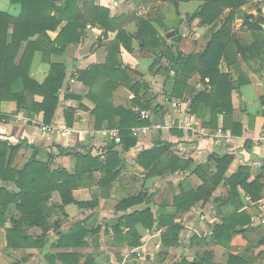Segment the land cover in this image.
Masks as SVG:
<instances>
[{
    "label": "crops",
    "instance_id": "obj_1",
    "mask_svg": "<svg viewBox=\"0 0 264 264\" xmlns=\"http://www.w3.org/2000/svg\"><path fill=\"white\" fill-rule=\"evenodd\" d=\"M91 2L110 10L112 21L108 24L112 29L100 28L87 20L81 40L55 52L53 48L58 45L53 42L67 25V21H63L56 30L47 32L48 37H44L34 51L29 66L33 81L44 84L58 69L53 66L59 65L66 74L50 123L44 121L41 105L45 97L41 94L29 95L27 104L22 107L16 99L0 103V115L5 117L0 120V141L9 146L10 151L4 161L18 172L36 161L57 173L55 183H48L42 177L37 191H31L25 202L36 215L42 216L43 222L42 226L25 228V232L34 238L44 236L43 247L7 249L6 230L13 227L12 220L22 216L23 202L17 198L9 204L5 214H0V264H67L49 258L52 253L78 254L81 259L77 264H85L88 256L96 264H175L183 258L199 259L206 253H211L212 259L220 263H225L234 253L249 264H263L264 245L259 242L264 238V225L261 224L264 188L261 198L253 201L242 186H238L239 197L232 201L226 178L239 168L249 166L250 181L257 178L264 185V140L259 141L264 133V50H246L247 61L238 54L240 72L249 82L233 91V112L219 114L217 126L208 127L211 109L205 101L196 105L195 98L199 92H212L209 79L203 80L200 73L192 75L188 86L194 92L183 91L180 98L168 100L164 92L167 61H156L154 55L166 45L175 46L177 39L178 48L184 55L204 51L211 37V27L202 25L200 18H193L204 1L179 0L176 4L168 0H88ZM12 5L8 9L0 8V11L20 15L21 6ZM247 5L253 6L248 10ZM80 8L82 14L90 16L89 5L84 0H81ZM243 9L262 18L264 0H249ZM228 12L229 9H225L221 17ZM141 18L150 21L158 31L162 46L143 50L140 42L133 38L131 49H128L118 40L120 29L133 36ZM221 25L220 22L217 29ZM171 31L175 34L168 37ZM232 31L241 44L254 42L253 32L248 25H243V19H236ZM147 40H153L151 35ZM114 44L117 57L122 67L128 68L133 84L144 81L156 98L155 105L162 106L163 110L154 114L151 109H141L134 104L135 94L121 84L113 93L110 110L124 108L137 114L141 110L151 111V117L145 120L149 122L145 126H149L150 131L136 137L137 144L128 150L116 142L115 149L109 151L108 147L115 143L110 139V133L120 132L117 126L110 128L109 124L118 125L122 118L113 115L111 121L105 119L102 128L97 129L93 114L96 104L89 98V87L79 77L81 72L105 64L109 48ZM25 47L26 43H23L18 62ZM59 71L62 72L60 68ZM221 71L230 72L226 60L222 61ZM75 73V82L71 83L70 78ZM231 73L234 81L237 80L238 71L231 70ZM111 77L104 75L99 82ZM12 90L19 94L24 92L21 78L12 84ZM68 119L72 121L71 125ZM219 128L224 129L226 138L218 145L211 134ZM111 152L118 153L120 163V168L112 171H119L115 178L109 175L106 166ZM224 156H232V161L226 173L212 183L215 189L210 199L179 203L184 192L201 189L203 179L199 173L208 178L218 174L219 160ZM33 174L38 176L39 172L34 171L32 177ZM69 176L75 178L70 180ZM5 177L7 181L0 179V188L20 193L17 177L12 174H5ZM30 181L23 186L30 188L33 185ZM64 182H68L65 196L54 187L62 186ZM239 203L242 207L236 211ZM147 211L153 215L154 223L147 217ZM236 212L247 213L251 222L245 226L236 225L237 231L229 246L216 243L213 240L216 226ZM134 214H139L137 220L123 219ZM164 220L167 223L159 227V222ZM171 222L180 227L178 242L167 247L162 236ZM79 224L80 229L89 234L83 239V247H54L62 234L79 231Z\"/></svg>",
    "mask_w": 264,
    "mask_h": 264
},
{
    "label": "trees",
    "instance_id": "obj_2",
    "mask_svg": "<svg viewBox=\"0 0 264 264\" xmlns=\"http://www.w3.org/2000/svg\"><path fill=\"white\" fill-rule=\"evenodd\" d=\"M12 4H18L21 6V13L18 16H12L7 12L0 11V103L6 100L16 99L19 106L27 104L29 95L36 93L45 97L44 102L41 105V109L44 111V121L50 123L54 117L56 106L58 104V92L62 88L65 81V71L61 67L53 66L56 69L54 74H51L44 84H38L30 78L29 66L32 62L35 49L42 43L44 37H48L47 32L49 30H56L58 26L67 21V25L62 29L58 37L54 40L53 45H58L57 48H53L55 52H59L64 49L69 43L80 41L83 35V31L86 28L87 20L92 24L105 28L106 30L112 29L108 24L112 20L110 19V10L104 6L95 5L92 2L88 3V0H84L86 5H89L90 13L89 17L82 14L80 8V0H10ZM167 1V0H164ZM178 3L179 0H168ZM204 5L193 16V18H200L202 25L210 26L211 37L203 52L196 54L191 53L184 55L178 48L179 40H176L175 46L166 45L160 53L154 54L156 61L166 60L167 82L165 84V95L168 100L180 98L183 91L194 92L189 90L188 80L192 75L200 73L203 80L209 79V84L213 90L210 94L206 92H199L196 99V105L201 101H205L211 109L212 118L208 127H216L219 114H231L232 108V93L234 90H239L240 86L249 82V79L245 77V74L240 72L239 65L237 63V56L240 53L244 60H249L246 55V50H264V17L257 18L253 14H249L243 9V6L249 3V0H202ZM229 9V12L224 15V10ZM237 18L243 19V25H248L249 30L253 32L254 42L251 45H243L240 43L239 37L233 33L232 26ZM222 25L219 29L218 23ZM81 29L79 32L78 30ZM151 35L153 40H147ZM34 37H39L34 39ZM124 37L128 43L124 41ZM119 41H122L128 49H131L133 38H136L140 42V47L143 50L151 49L154 47L162 46L161 40L158 38V31L152 26L150 21L144 18L139 19L138 31L132 36L126 34L124 29H120L118 36ZM176 39V37H174ZM164 40V38H163ZM165 43V41H163ZM23 43H26L23 55L18 62V55L22 48ZM37 43H39L37 45ZM116 44L109 48V55L107 62L103 65L93 66L90 69L81 72L79 79L86 84L90 91L88 93L89 98L95 102L96 107L93 114L96 119L95 127L97 129L102 128L103 121L105 119L112 120V116H120L122 121L118 125L109 124L110 128L117 126L120 130L121 144L124 150H128L137 144V138L132 135V128L138 126L148 125L149 122L140 118L139 114L126 110L124 108H117L110 110L111 102L113 100L114 91L124 84L130 88L135 94L134 104L141 109H151L154 114L163 110L162 106L155 105V96L150 93V87L142 80L133 84L131 76L128 74V68L122 67V62L117 57ZM61 49V50H60ZM226 60L230 68V72L223 73L221 71L222 61ZM60 70L63 72H60ZM231 70L238 71L239 77L234 81ZM58 72V73H57ZM57 73V74H56ZM111 75L112 77L103 83L99 82V79L104 75ZM140 75V74H136ZM22 79L24 82L25 90L23 93H14L12 90V84L17 79ZM30 93V94H29ZM75 98V97H74ZM113 112V113H112ZM5 118L0 115V120ZM73 118V114H72ZM69 125L72 121L68 119ZM239 125L235 124L237 128ZM236 130V129H235ZM234 130V131H235ZM118 143L111 144L108 149L113 151ZM9 146L0 141V179L6 180L5 174H12L16 176L17 183L21 187V192L14 194L7 188H0V214H5L9 204L18 199H21L23 204L22 216L19 219L12 220L13 227L6 230L7 249L9 248H27L36 247L42 248L44 236L28 235L25 232V228H31L35 225L42 226V216L36 215L32 208L29 207L27 198L31 191H37V185L41 184L42 177L45 178L48 183H55L57 173L50 172L46 167L41 166L39 162L31 161L23 170L16 171L10 167V164L5 162V157L9 153ZM151 152V151H150ZM149 154V153H148ZM118 153H109V158L106 163L108 166L109 175H113L115 178L119 171L112 172L113 169L120 168L118 161ZM117 159V162H115ZM113 161L116 163L113 165ZM232 161V156H224L219 160V172L216 176L207 177L201 174L203 179V186L198 191L184 192L180 197L179 203H185L187 200L198 201L200 199L208 200L212 195L215 188L211 185L218 178L225 174L229 163ZM39 170V171H36ZM39 172V175L33 174V172ZM42 172H45L44 175ZM68 178V175H67ZM75 178V177H74ZM69 176L70 180H73ZM223 179V177H222ZM221 179V180H222ZM250 168L249 166L241 167L238 171L226 178L229 185V192L232 201H235L239 197L238 186H242L244 191L252 197L253 201H258L262 196V190L264 185L261 184L259 179L255 178L250 181ZM33 183L30 188H27L25 183L27 181ZM65 184L54 185L60 192H63L65 196V189H67L68 182ZM27 185V184H26ZM65 201V200H64ZM68 202V200H67ZM181 207V204H179ZM190 206V205H189ZM188 206V207H189ZM242 207V203H239L235 209L236 211ZM36 215V218H32ZM139 214L131 215L123 219L134 220L138 218ZM147 217L154 223L153 215L150 211H147ZM45 222V221H44ZM251 219L245 212H236L225 218L222 224L217 225L215 228L213 240L217 243L229 246L233 238V234L237 231L236 225L245 226L250 223ZM167 222L160 221L159 227H162ZM81 225H78L79 231L69 234H62L61 237L54 244V247H65L67 245H73L71 247H83L85 242L83 239L89 235L86 231L83 232L80 229ZM178 225L170 224L169 229L163 234L162 239L164 245L167 247L178 242ZM264 245V238L259 242ZM49 258L54 260L60 259L67 264H77L81 256L78 254H50ZM85 264H96L95 260L88 256ZM175 264H249V261L239 256L238 254H231L225 263L216 262L212 259L211 253H206L201 258H194L188 260L183 258Z\"/></svg>",
    "mask_w": 264,
    "mask_h": 264
},
{
    "label": "built area",
    "instance_id": "obj_3",
    "mask_svg": "<svg viewBox=\"0 0 264 264\" xmlns=\"http://www.w3.org/2000/svg\"><path fill=\"white\" fill-rule=\"evenodd\" d=\"M76 75L77 73H75L73 75L72 78H70L71 83L75 82L76 79ZM139 116L141 119L143 120H147L151 117L150 112L146 111V110H141L139 112ZM150 131V127L149 126H138L135 127L134 129H132V135L134 137H139V136H143L148 134ZM205 130H202V132H204ZM212 139L215 141L216 144H222L223 140L226 138V132L224 131L223 128H219L217 130V132H214L211 134ZM110 139L114 140L115 142H121V136L119 134V132L117 131H112L110 133ZM264 140V133L261 135V137L259 138V141H263ZM261 224L264 225V218L261 220ZM137 255L140 257L142 255V253L139 251L137 252Z\"/></svg>",
    "mask_w": 264,
    "mask_h": 264
},
{
    "label": "rangeland",
    "instance_id": "obj_4",
    "mask_svg": "<svg viewBox=\"0 0 264 264\" xmlns=\"http://www.w3.org/2000/svg\"><path fill=\"white\" fill-rule=\"evenodd\" d=\"M80 3H81V0H80ZM11 6H13L12 5V3H11V1L10 0H0V8H3V9H8V8H10ZM253 5H247V9L248 10H250L251 9V7H252ZM220 23V22H219ZM218 23V24H219ZM237 25H238V23H236ZM146 111H148V110H146ZM150 112V115H151V111H149ZM264 261L262 260V263H263ZM264 264V263H263Z\"/></svg>",
    "mask_w": 264,
    "mask_h": 264
},
{
    "label": "water",
    "instance_id": "obj_5",
    "mask_svg": "<svg viewBox=\"0 0 264 264\" xmlns=\"http://www.w3.org/2000/svg\"><path fill=\"white\" fill-rule=\"evenodd\" d=\"M175 34V32L174 31H171V32H169L168 34H167V36L168 37H171V36H173Z\"/></svg>",
    "mask_w": 264,
    "mask_h": 264
}]
</instances>
